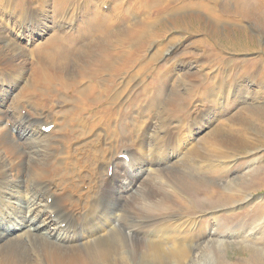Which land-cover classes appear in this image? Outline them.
Returning <instances> with one entry per match:
<instances>
[{"label":"rangeland","instance_id":"rangeland-1","mask_svg":"<svg viewBox=\"0 0 264 264\" xmlns=\"http://www.w3.org/2000/svg\"><path fill=\"white\" fill-rule=\"evenodd\" d=\"M28 1L32 20L41 23L31 35H11L20 46L21 73L15 71L13 87L3 78L5 68L0 74L1 108L10 116L6 125L21 121L25 114L29 119L47 114V126L52 128L43 132L44 122L36 130L58 135L49 139L57 149L54 171L73 183L84 179L80 183L84 190L95 187L89 183L94 179L99 186L94 194L101 204L109 202L101 200L106 176L113 182V170L125 166L127 173L115 177L120 181L115 185L120 200L111 207L121 211L123 221L125 216L134 221L125 229L130 252L133 243L138 253L146 251L143 243L156 222L163 224L158 239H167L166 244L170 239L193 242L189 258L195 259L193 264L250 260L253 243L264 239V10L257 11L262 20L254 21L226 16L237 0H207L214 17L198 7L197 0ZM22 6V0H0L3 34L4 23L28 22L15 14L21 10L25 16ZM131 29L140 35L128 36L120 44ZM95 40L103 47L80 57L84 42ZM136 44L142 47L136 60L111 74L109 65L121 62L119 54ZM48 49L57 52L60 61L53 81L60 105L40 98L45 84L31 86L30 74ZM139 66L144 67L141 73ZM94 79L111 80L106 94L88 110L82 103L72 114L76 90ZM167 129L181 130L171 146L180 153L178 158L160 160L163 155L157 152L151 168L128 165L124 153L128 147L146 137L159 141ZM40 138L32 145L37 147ZM130 178L136 181L129 186ZM228 192L234 196L223 199ZM208 200H217L218 205L209 207ZM17 231L10 228L8 233ZM15 237L31 251L33 237Z\"/></svg>","mask_w":264,"mask_h":264},{"label":"bare ground","instance_id":"bare-ground-1","mask_svg":"<svg viewBox=\"0 0 264 264\" xmlns=\"http://www.w3.org/2000/svg\"><path fill=\"white\" fill-rule=\"evenodd\" d=\"M196 3L198 7L207 10L211 14L210 16L214 17L216 15L215 10L209 6L207 0H197ZM22 5L25 16L21 13V10H19L20 12L16 11L15 14L17 12L20 13V16L22 15V18L24 17L23 20L26 19L28 22L26 24L24 23L25 25L7 22L8 24L4 23V28L5 30L7 29V33L5 30L4 34L0 31V41H4L0 47V74L5 68L6 70L2 73L3 78L12 87L15 83H10V81L13 76L16 77L15 71L21 73V68L19 67V62L17 63L20 46L11 35L12 33L20 35H24L25 33L32 34L41 23L37 19L35 22L32 20L28 0H22ZM260 10H264V0H237L236 4L234 3L232 6V9L227 10L228 13L226 16L232 18L231 20L251 19L257 21L262 20L261 16L258 15ZM175 11H178V9L175 8ZM214 24L215 22H211V25ZM138 32L135 29L127 31V34L121 37L122 39L120 41H122L120 44H125L128 36H139L140 33ZM84 43H82L83 45L79 49L80 51H78L81 52L80 57L84 53L89 52L90 49L103 47L102 42L99 40H95L89 44ZM141 49L142 47L139 44H136L135 48L132 49L125 48L119 54L123 57H121V62L116 65L107 64L110 66L109 70L111 74L117 73L121 68L127 66L128 63L135 61L136 55ZM130 52H134L132 57L128 55ZM56 53L50 51V49L44 50L39 64L29 74L31 73L30 75L32 77L31 86L45 84V88L41 89L42 92H39L41 95L40 98L44 99V101L53 99L52 104L55 105L58 101L60 105L62 102L58 100V95H54L55 85L53 84L54 79H56L55 76L58 73L56 70L60 64ZM143 71V66L137 68L138 73ZM99 80L101 81L102 79ZM99 80L94 79L90 81V85L87 84L86 87L76 90L79 95L78 98L72 100L73 105L69 109L72 114L80 109L82 103L85 104L83 110H88L89 105L94 102H99L98 99L101 98V95L106 94L105 92H107L110 85L109 81L111 80L108 81V79H105L102 83ZM73 82L75 81L70 83L72 84ZM59 84L64 85V82L59 81ZM92 91L98 95L96 93V95L91 94ZM2 95L3 93L0 91V108L2 107ZM42 104L43 101L40 102V105ZM1 109L0 264H84V262H92L93 264H193L192 261L195 262V259H189L193 242H174V240L172 241L170 239L168 244H166L167 239H158V233L161 232L160 227L163 224L159 226L156 222H153L154 224L150 227L152 229L149 231L150 238L144 242L145 246L143 243L146 251H141V249L138 253L133 243L130 245L133 251L130 252L126 243L128 240H124V237L127 235L125 229L126 227L131 228L134 226V221L127 219L126 216L125 221H123L121 218L124 217L121 211H118L113 206L111 207L113 203L120 200V196L116 193L117 190L115 189L116 181H120L116 180L117 178L115 177L120 172L127 173L125 166L124 170L123 167L115 169V172L113 170V182L106 176L101 200L108 198L109 202L101 204L103 202L99 203V198L97 199L94 194L99 189L94 179H89V183L95 187L92 188V185H88L86 190H84L80 187V183L84 179H77L78 182L73 183L74 180L67 181L62 175H58L54 171L56 157H58L55 155L57 149L49 139L56 138L58 135L54 131L49 136L43 135L40 129L36 130V126L44 122L45 127L48 125L47 114L44 116L42 113H38L39 115L31 119L25 114L22 116L21 121L18 122L14 119L10 123L11 126L8 127L6 122L10 116L5 109ZM95 113L98 112L95 111ZM21 124L25 125L22 126ZM24 131H29L28 136L24 135L23 140H19L21 135L23 136ZM148 131L149 128H146L145 133L147 134ZM179 131L173 132L167 129L166 134L159 137V141L154 140L152 142L146 137L142 138L137 145L128 147L124 152L129 157L130 162L128 165L133 169L144 168L145 166L151 168L156 164L155 159L158 160L154 156L157 152L163 155V157H159L160 160L178 158L180 153L174 151V148L171 149V146L176 144L178 136L180 135ZM38 137H41V140L39 139L40 141L36 147L34 144L38 142ZM28 140L30 141L28 142ZM34 140H37V142ZM32 141L35 142L33 145ZM38 147L41 156L38 152ZM102 170L106 172L107 167H102ZM135 181L130 178L128 185L134 184ZM232 192L225 193L223 199L229 200L234 196ZM48 199H50V202H48ZM208 201H210L209 207H212L214 204V206L218 205L217 200H215L216 203L214 200ZM145 205L147 208V204ZM74 213L76 214L75 217ZM118 219L120 222L117 221ZM10 228H16L18 231L10 234L8 233ZM17 234L19 237L24 236L28 240L32 237L34 238V246L30 248L31 251H27V248L24 247L23 240L14 239ZM259 242H257L258 244L253 243L252 251L248 253L251 254L250 260L245 259L246 261L242 264H264V239L262 242Z\"/></svg>","mask_w":264,"mask_h":264}]
</instances>
